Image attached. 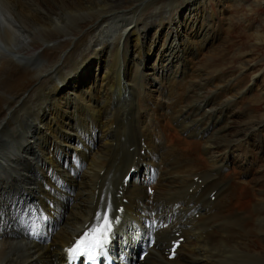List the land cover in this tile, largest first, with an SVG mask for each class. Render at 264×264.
I'll return each instance as SVG.
<instances>
[{
	"label": "bare ground",
	"instance_id": "1",
	"mask_svg": "<svg viewBox=\"0 0 264 264\" xmlns=\"http://www.w3.org/2000/svg\"><path fill=\"white\" fill-rule=\"evenodd\" d=\"M181 10L178 0H0V264H63L64 248L98 206L110 204L114 215L122 199L112 242L124 246L119 260L128 261L149 231L145 223L158 219L170 224L144 264H264V170L233 172L226 150L237 138L261 137L264 118L246 114L236 127L212 119L223 110L211 89L190 84L202 73L175 70L190 69L191 50L169 44L172 30L180 27L198 54L210 40ZM152 25L166 33L155 95L139 70L154 46L141 32ZM92 70L104 89H95ZM230 78L217 75L212 85ZM123 95L132 96L131 109ZM246 143L235 144L245 156L253 147ZM130 167L136 173L123 188ZM21 222L42 241L33 243ZM180 229L184 242L169 261L163 249Z\"/></svg>",
	"mask_w": 264,
	"mask_h": 264
},
{
	"label": "rangeland",
	"instance_id": "2",
	"mask_svg": "<svg viewBox=\"0 0 264 264\" xmlns=\"http://www.w3.org/2000/svg\"><path fill=\"white\" fill-rule=\"evenodd\" d=\"M200 1L202 5L199 7V10L197 9V11L195 9L199 0H178V6L180 7V9H182V18L186 19L187 22H190L191 24L195 22L194 25L196 27L201 26V28L203 29L201 34L204 35L206 33L208 39H210L212 42H210V40H207L209 44L206 46L205 49H203L201 54L199 53V55V51L197 52V49L195 48V46L192 45L191 40L183 36L184 32L183 30H181L180 27L178 29L172 30L168 38L169 44H172L173 40L175 39V42H173L172 46L175 45L176 47L177 45H185L191 50V54L189 53L187 56L188 58L181 57V60H185V58H190L188 66V68L190 69H180V65L175 70L179 69V73L181 70H185L187 71L186 75L188 76L192 73H202L201 77H199L197 80L193 81L190 84H206V88L211 89L209 90L211 91V95L209 94V97L215 96L214 98L217 99L216 103H214L216 104V111H220L222 109L223 114H226V112L228 111V113L225 115L226 117H224L223 119V114L219 115L217 113L215 116L213 115L212 119L214 121H217L219 126L229 125L236 127L243 125L246 122V114L248 115V117H250L251 121L263 120L264 0ZM187 5L191 8L186 7ZM174 14L175 12H172V15ZM176 18H179V16L174 15L173 19L175 21L178 20ZM176 31L177 33H179L178 38L175 33ZM141 33L146 34V42H150L151 40L154 42L153 49L151 50L152 53L147 56L148 58L144 63V67H140L139 70L141 71V73L145 70L143 82L144 85L146 84V90H148L151 95H155L156 91L161 88L157 87L156 84H153L152 80L154 79V75L152 74L154 72L153 69H157L162 63L160 62V55L163 51L159 52V49L161 48V44L164 40V36L166 33L160 28L157 29L154 25L147 27ZM133 39L134 38H132L127 44L130 56L132 57H134L135 55L134 52H132ZM29 54L32 55L31 53ZM137 57L138 56H135V58ZM175 57L177 58L172 59V64L180 60L178 59L180 57L178 52ZM22 64L24 66L29 65L28 67L35 65L33 62L26 63L25 61L22 62ZM241 66L244 69H242ZM158 69L159 71L161 70L160 67ZM89 72H87L89 78L92 75L93 80H95L98 76L99 81L95 85V89H104V83L100 81L101 73H97L94 70H92L90 73ZM167 72L169 71H165L163 73ZM205 74L207 76H203ZM217 75H221L222 77L232 75L233 78L226 79V81L228 80L229 84H219L217 89L214 88V86L212 85L214 83L213 78H215ZM255 76H257L258 81H256V83L252 85ZM154 80H160V76L155 77ZM207 83H209L211 86L209 84L207 85ZM224 86H227L226 90L224 89ZM229 86H234L232 93H230L231 91H228V88H230ZM216 91L218 92V94ZM220 91H223V95L220 93ZM123 98L125 108L131 109L128 105L132 101V96L123 95ZM228 104L230 105L228 106ZM255 128L256 127L251 128L247 132L242 131V134H252L255 132ZM248 141L249 143L253 144V147H249V150L252 151H248L249 153H247L245 156L244 152L238 150L235 144H245V147L247 146L248 148L249 145L248 143H246ZM259 143L261 145L260 148L262 151L260 153H258L256 150V147L257 145H259ZM114 144H116V142L113 141V145ZM244 149L245 148H243V151ZM226 150L230 153V156L233 157L236 162L233 168H231L233 172L243 173L245 172L246 168L251 170L250 173H255L256 170H264V158L262 155L264 153V132L261 133V137H257L255 139L245 137L244 139L242 138V140H239V138H237L236 141L228 145V148ZM254 176L255 175H252L250 177ZM237 177V179L239 180L240 176ZM248 180L250 181V179ZM261 186L264 188L263 183Z\"/></svg>",
	"mask_w": 264,
	"mask_h": 264
},
{
	"label": "snow or ice",
	"instance_id": "3",
	"mask_svg": "<svg viewBox=\"0 0 264 264\" xmlns=\"http://www.w3.org/2000/svg\"><path fill=\"white\" fill-rule=\"evenodd\" d=\"M111 205L98 209L95 212L94 220L85 226L71 246L67 249L70 256L85 257V264H90L96 257L103 253L110 243L113 233L114 219L111 216ZM143 259V256L140 257Z\"/></svg>",
	"mask_w": 264,
	"mask_h": 264
}]
</instances>
